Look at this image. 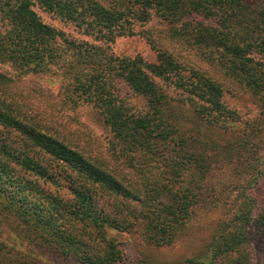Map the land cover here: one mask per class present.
<instances>
[{"label":"trees","instance_id":"trees-1","mask_svg":"<svg viewBox=\"0 0 264 264\" xmlns=\"http://www.w3.org/2000/svg\"><path fill=\"white\" fill-rule=\"evenodd\" d=\"M36 8L106 42L157 18L160 27L141 30L155 59L68 37ZM31 74L56 76L61 92L26 88ZM119 82L142 104L126 100ZM234 84L252 95L264 121V0H0V264H56L37 253L115 264L122 252L111 230L172 244L215 163L232 162L218 158L223 145L211 131L238 119L223 100ZM37 98L46 104L32 111ZM80 103L108 129L104 148L53 118ZM262 168L252 164L228 216L190 263L264 264L255 181ZM4 218L29 247L1 238Z\"/></svg>","mask_w":264,"mask_h":264},{"label":"rangeland","instance_id":"rangeland-1","mask_svg":"<svg viewBox=\"0 0 264 264\" xmlns=\"http://www.w3.org/2000/svg\"><path fill=\"white\" fill-rule=\"evenodd\" d=\"M42 20L57 30L63 31L68 37L76 40H86L102 46H107L116 55L135 56L141 55L148 61L155 59V52L149 45L147 39L141 34V30L147 27H160L162 22L154 18L145 25H136L133 35L116 37L113 41L96 40L93 36L85 35L73 23L65 22L50 13L36 8ZM186 55V54H184ZM188 61L193 59L185 57ZM26 88L41 85L43 92L56 96L61 92L62 82L53 75L31 74L25 77ZM122 95L133 104H142V99L136 98L134 94L119 82ZM176 98L175 93H170ZM38 99L37 107L32 111H40L46 104L43 99ZM58 98H50L56 100ZM225 104L234 110L238 119L225 131L215 129L211 131L213 138L223 147L219 150L221 159L227 158L232 161L228 164L218 165L215 163L210 175L203 183L204 197L194 206L191 217L181 230L174 242L170 245L156 247L144 241L143 236L137 229L125 231H109V236L114 238L122 252L121 262L115 264H192L189 259H197L204 245L209 241L211 232L219 219L225 218L227 208L231 200L235 199L234 194L238 186L246 183L251 177L252 164L264 162V121L260 115L258 103L252 95L238 84L226 87L223 95ZM37 103V101H35ZM32 105V102L29 103ZM56 108H59L60 100ZM72 105V104H71ZM185 110H188L185 108ZM53 118L59 125H64L72 132L80 134L86 144L92 146L95 141L99 148H104L109 140V131L99 119L96 109L87 103H80L67 107L57 113L54 110ZM263 121V122H262ZM92 151H99L98 147ZM100 152V151H99ZM259 157V160L256 159ZM255 181L256 190H259L260 198L264 200V168ZM253 178V176H252ZM251 178V179H252ZM1 238L9 242H17L16 247L24 249L28 246L27 241L20 240L15 233V225L11 219H3L1 222ZM41 260H47L48 256L56 264H79L66 257H56L53 254L37 253Z\"/></svg>","mask_w":264,"mask_h":264}]
</instances>
